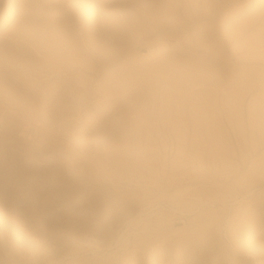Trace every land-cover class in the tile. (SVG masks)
<instances>
[{
  "label": "rangeland",
  "instance_id": "374dc122",
  "mask_svg": "<svg viewBox=\"0 0 264 264\" xmlns=\"http://www.w3.org/2000/svg\"><path fill=\"white\" fill-rule=\"evenodd\" d=\"M252 37L264 0H0V264H264Z\"/></svg>",
  "mask_w": 264,
  "mask_h": 264
},
{
  "label": "bare ground",
  "instance_id": "6f19581e",
  "mask_svg": "<svg viewBox=\"0 0 264 264\" xmlns=\"http://www.w3.org/2000/svg\"><path fill=\"white\" fill-rule=\"evenodd\" d=\"M144 2V1H143ZM256 2H257V0H256ZM258 2H260V1H258ZM262 2V1H261ZM260 2V3H261ZM140 3V2H139ZM248 3V2H247ZM246 3V4H247ZM256 4V3H255ZM254 4V5H255ZM84 5V4H83ZM99 6V5H98ZM247 6V5H246ZM249 6V5H248ZM262 6V5H261ZM88 7V6H87ZM115 7V6H114ZM117 7V6H116ZM115 7V8H116ZM112 8V7H111ZM80 9V8H79ZM130 9V8H129ZM247 9V8H246ZM121 10H122V8H121ZM147 10V9H146ZM249 10V9H248ZM253 10V9H252ZM83 11V10H82ZM87 11V10H86ZM97 11H98V9H97ZM119 11H120V8H119ZM258 11V10H257ZM262 11V10H261ZM111 16L110 17H112V18H116V13H115V10L113 9H111ZM105 13H108V12H105ZM119 13V12H118ZM124 13V12H123ZM242 13V12H241ZM50 14V13H49ZM93 14H94V12H93ZM92 14V15H93ZM98 14V13H97ZM105 15V14H104ZM108 15V14H107ZM119 15V14H118ZM246 15V14H245ZM256 15V14H255ZM120 17V16H119ZM122 17V16H121ZM252 17V16H251ZM260 17V16H259ZM68 19V18H67ZM109 19V18H108ZM240 19V18H239ZM246 19V18H245ZM102 20H104V21H106V19H102ZM111 20V22L112 21H114L113 19H110ZM150 20V19H149ZM233 20V19H232ZM236 21V20H235ZM241 21V20H240ZM97 22V21H96ZM102 23H103V21H101ZM110 22V23H111ZM233 22V21H232ZM237 22H239V21H237ZM2 23V22H1ZM109 23V22H108ZM262 23V22H261ZM99 24V23H98ZM239 24H241V23H239ZM245 24V23H244ZM260 24V23H259ZM22 25V26H21ZM20 25V27H18L17 28V31H16V33H15V36L14 37H16V38H18V39H20V40H23V41H26L28 44H35V42H36V40L38 41V39H39V37H37L36 35H34V32L32 33L31 32V30H29L28 28H27V26H25L26 24H21ZM75 25V24H74ZM100 25V24H99ZM98 25V26H99ZM109 25V24H108ZM111 25V24H110ZM236 25H237V23H236ZM258 26H260V25H258ZM74 27V26H73ZM91 27V26H90ZM100 27V26H99ZM108 27V26H107ZM254 27V26H253ZM68 28V27H67ZM101 28V27H100ZM103 28V27H102ZM110 28V27H109ZM240 28V27H239ZM256 28V27H255ZM112 29V28H111ZM244 29H245V27H244ZM257 29V28H256ZM75 30V28L74 29H71L70 31H74ZM84 30V29H83ZM103 30V29H102ZM101 30V31H102ZM140 30V29H139ZM196 30V29H195ZM234 30V29H233ZM237 30V29H236ZM240 30H241V28H240ZM255 30V29H254ZM63 31V30H62ZM66 31V30H65ZM68 31V30H67ZM232 31V30H231ZM53 32V31H52ZM51 32V33H52ZM225 32V31H224ZM247 32V31H246ZM245 32V33H246ZM249 32V31H248ZM56 34H55V36H56V38H59V39H61V40H59V39H56L55 37H53L54 38V40L56 41V40H58V44L59 45H57L56 44V46H53V56H54V58H58V59H62V60H69V61H71L70 59L73 57V56H75L77 53L79 54V52H84V51H88L89 49H91L90 48V40H89V37H88V35H87V32L84 30V31H82V32H79V34H77L78 35V37H79V42L78 43H72V41H70V39L69 38H67V37H69V36H66V35H64L63 34V36L64 37H62V35H60L59 34V32H55ZM57 33H58V37H57ZM219 33V32H218ZM258 33V32H257ZM256 33V35H254V36H257L258 34ZM71 34V33H70ZM104 34V33H103ZM215 34V33H214ZM236 34V33H235ZM247 34V33H246ZM59 35H60V37H59ZM76 35V34H75ZM100 35V34H99ZM222 35V34H221ZM249 35V34H248ZM252 35V34H251ZM54 36V35H53ZM66 36V37H65ZM216 36V35H215ZM232 36V35H231ZM243 36H245V34L243 35ZM242 35H240V34H238V35H236V38H238L239 39V37L240 38H242L243 37ZM258 36H260V34L258 35ZM77 36H76V38H78ZM214 37V36H213ZM219 37L220 36H218V39H219ZM223 37V36H222ZM262 37H263V35H262ZM243 38H245V37H243ZM62 39H64V41L62 40ZM69 39V40H68ZM130 39V38H129ZM218 39H217V41H218ZM225 39V38H224ZM228 39V38H227ZM243 40V39H242ZM252 41H256L255 43L256 44H259V45H261L260 43L262 42V44L264 45V43H263V40L260 38H257V39H254V37H252V39H251ZM19 41V40H18ZM54 41V42H55ZM200 41V40H199ZM216 41V40H215ZM219 41H221V40H219ZM239 41V40H238ZM251 41V42H252ZM117 42V41H116ZM201 42V41H200ZM231 42V41H230ZM233 42V41H232ZM246 42V41H245ZM37 43V42H36ZM133 43V42H132ZM207 43V42H206ZM219 43V42H218ZM235 43V42H234ZM26 44V43H25ZM220 44H221V42H220ZM228 44V43H227ZM230 44V43H229ZM233 44V43H232ZM250 44V43H249ZM251 44H254V42L253 43H251ZM24 45V44H23ZM22 45V46H23ZM209 45V44H208ZM248 45V44H247ZM58 46V47H57ZM92 46H94V45H92ZM129 46V45H128ZM161 46V45H160ZM159 46V47H160ZM206 46V45H205ZM209 46H211V45H209ZM224 46H226V45H224ZM231 46V45H230ZM124 47V46H123ZM214 47V46H213ZM250 47H252V46H250ZM18 48V47H17ZM22 48H24V47H22ZM21 48V49H22ZM46 48V47H45ZM127 48V47H126ZM229 48V47H228ZM190 49V48H189ZM210 49V48H209ZM258 49V48H257ZM263 50V49H262ZM40 51V50H39ZM120 51V50H119ZM118 51V52H119ZM158 51V50H157ZM162 51V50H161ZM160 51V52H161ZM257 51V50H256ZM261 51V50H260ZM21 52V51H20ZM24 52V51H23ZM42 52V51H41ZM81 52V53H82ZM159 52V53H160ZM183 52V51H182ZM263 52V51H262ZM85 53V52H84ZM120 53V52H119ZM152 53V52H151ZM202 53V52H201ZM213 53V52H212ZM182 54V53H181ZM186 54V53H185ZM191 54H192V52H191ZM249 54V53H248ZM252 54V53H251ZM46 55V54H45ZM48 55V54H47ZM150 55V54H149ZM56 56V57H55ZM119 56V55H118ZM185 56V55H184ZM197 56V55H196ZM254 56V55H253ZM253 56H251L250 54L248 55V57H251V58H253ZM77 57V56H76ZM247 57V56H246ZM43 58V57H42ZM53 58V59H54ZM188 58V57H187ZM245 58V57H244ZM261 58V57H260ZM76 59V58H75ZM64 61H63V63H64ZM74 61V60H73ZM142 62V61H141ZM71 63H72V61H71ZM73 63H75V62H73ZM72 63V64H73ZM71 64V65H72ZM67 65H69V63H67ZM75 66V65H74ZM74 66H73V68H74ZM142 66V65H141ZM76 67V66H75ZM77 68V67H76ZM75 68V69H76ZM86 68V67H85ZM97 68V67H96ZM101 70V69H100ZM66 71V70H65ZM79 72V71H78ZM68 73H70V72H68ZM100 73V72H99ZM71 76V75H70ZM66 81V80H65ZM60 82L61 83H63L62 82V80L60 79ZM54 83V82H53ZM56 83V82H55ZM41 85V84H40ZM63 85V84H62ZM64 86V85H63ZM67 86H68V84H67ZM38 88V87H37ZM61 88H63L62 86H61ZM42 89H43V87H42ZM55 89V88H54ZM69 89V88H68ZM51 90V89H50ZM50 90H49V92H50ZM67 90V89H66ZM70 90V89H69ZM54 91H56V90H54ZM41 93H42V91H41ZM63 94V93H62ZM52 95H53V92H52ZM71 101V100H70ZM53 102V101H52ZM55 105V104H54ZM6 107V106H5ZM1 109V108H0ZM1 113V112H0ZM8 114V113H7ZM111 114V113H110ZM9 116H10V114H8ZM7 115V116H8ZM17 115V114H16ZM15 115V116H16ZM49 115V114H48ZM57 115V114H56ZM4 117V116H3ZM1 118V117H0ZM8 120V119H7ZM18 120V119H17ZM33 120V119H32ZM4 121H5V119H4ZM7 122V121H6ZM7 124V123H6ZM24 125V124H23ZM83 127V126H82ZM24 130V129H23ZM20 131V130H19ZM41 141V140H40ZM40 144V143H39ZM108 144V143H107ZM96 145V144H95ZM37 148V147H36ZM46 148V147H45ZM43 150V149H42ZM33 156V155H32ZM126 156V155H125ZM109 158V157H108ZM97 161V160H96ZM2 162V161H1ZM114 164V163H113ZM1 173L2 172H0V175H1ZM138 183V182H137ZM4 188V187H3ZM3 190V189H2ZM216 198V197H215ZM128 218V217H127ZM242 219V218H241ZM130 221V220H129ZM243 233V232H242ZM214 235V234H213ZM79 240V239H78ZM136 242H137V240H136ZM143 243V242H142ZM249 244V243H248ZM138 246V245H137ZM192 247V246H191ZM180 249V248H179ZM138 260V259H137ZM140 260V259H139ZM161 260V259H160ZM204 261V260H203ZM135 262V261H134ZM156 263V262H155Z\"/></svg>",
  "mask_w": 264,
  "mask_h": 264
}]
</instances>
